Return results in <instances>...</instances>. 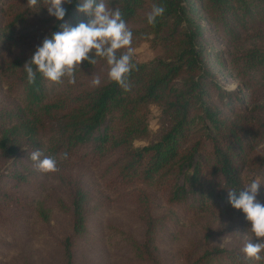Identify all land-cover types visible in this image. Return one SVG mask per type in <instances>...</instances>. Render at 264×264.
<instances>
[{"label":"trees","instance_id":"16d2710c","mask_svg":"<svg viewBox=\"0 0 264 264\" xmlns=\"http://www.w3.org/2000/svg\"><path fill=\"white\" fill-rule=\"evenodd\" d=\"M78 3L56 21L44 0H0V264H34L24 248L5 262L30 217L51 264H264L243 256L251 233L226 199L245 174L264 176V0H110L133 34L128 88L100 58L81 61L74 84H28L42 39L86 21ZM153 3L165 11L150 25ZM148 38L160 55L137 63ZM36 149L56 171L34 168ZM113 204L137 235L105 217Z\"/></svg>","mask_w":264,"mask_h":264},{"label":"clouds","instance_id":"9594fccd","mask_svg":"<svg viewBox=\"0 0 264 264\" xmlns=\"http://www.w3.org/2000/svg\"><path fill=\"white\" fill-rule=\"evenodd\" d=\"M47 13L61 21L66 15L63 6L65 0H44ZM161 3H153L146 21L155 23L164 13ZM77 12L87 19L75 25L64 22L58 31L45 36L37 45L31 56L25 61L23 71L26 82L31 84L39 75L48 83H59L66 80L68 84L76 82L75 72L81 61L95 64L103 59L107 66L106 79L123 88H128V74L134 68L131 62V44L133 34L122 17L119 8L111 7L110 0H79ZM91 53V55H89ZM100 76H93L90 83L93 87L100 85ZM68 153L60 154V159H67ZM30 159L36 170L42 173L57 170V159L54 156H42L39 149L30 153ZM264 185L253 177L243 189H228L227 203L239 210L247 221L250 239L244 243L241 252L245 259L260 261L264 253V203L257 199L260 187ZM255 238V240H253Z\"/></svg>","mask_w":264,"mask_h":264},{"label":"rangeland","instance_id":"374dc122","mask_svg":"<svg viewBox=\"0 0 264 264\" xmlns=\"http://www.w3.org/2000/svg\"><path fill=\"white\" fill-rule=\"evenodd\" d=\"M262 28V27H260ZM148 39H144L141 42H139L134 48H133V57L137 63H147L152 60H154L157 56L160 55V50L153 46L152 43ZM244 46H247L244 45ZM234 85L230 84L229 88H233ZM159 115V109L155 106H152L150 108V115H149V127L151 131H155L157 129V118ZM144 142L136 143L138 145L143 144ZM93 173L98 172V168H92L90 169ZM92 174V173H91ZM93 175V174H92ZM255 177L258 179L261 183H264V176L261 175H254L247 173L245 174V181L248 183L250 179ZM119 204H113L112 208L106 212L105 217L108 219L113 220L115 223L119 222L118 224L126 225L130 230L135 231V234L137 235L139 233V228L129 221L127 217H121L120 215V209L118 208ZM33 218L30 217L28 221H26L25 230L23 234L20 236V238L14 243V241L5 244L4 248L7 247V249L10 248L11 255L7 259H5V262L10 259L12 255L16 253V251L20 250L21 248H24L26 251L25 253H29L31 257L34 259V264H51V261L53 260L50 256L51 250L48 246L47 238H43L45 234H39L37 232L38 227L32 223ZM185 221V220H184ZM177 230V228H175ZM24 244V245H22ZM4 250H1L0 248V255L4 256ZM110 259H113L111 257ZM53 264V263H52Z\"/></svg>","mask_w":264,"mask_h":264}]
</instances>
